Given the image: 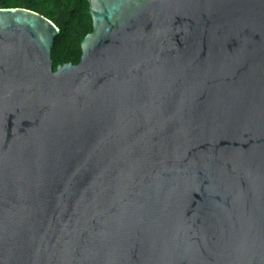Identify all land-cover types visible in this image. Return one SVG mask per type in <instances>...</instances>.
Here are the masks:
<instances>
[{"label": "water", "instance_id": "water-1", "mask_svg": "<svg viewBox=\"0 0 264 264\" xmlns=\"http://www.w3.org/2000/svg\"><path fill=\"white\" fill-rule=\"evenodd\" d=\"M89 3L0 8V264H264V0Z\"/></svg>", "mask_w": 264, "mask_h": 264}, {"label": "trees", "instance_id": "trees-1", "mask_svg": "<svg viewBox=\"0 0 264 264\" xmlns=\"http://www.w3.org/2000/svg\"><path fill=\"white\" fill-rule=\"evenodd\" d=\"M2 7H25L38 11L60 27L52 49L54 69L59 64L81 61V43L93 31L89 0H0Z\"/></svg>", "mask_w": 264, "mask_h": 264}]
</instances>
